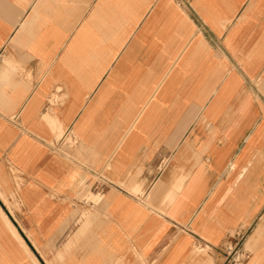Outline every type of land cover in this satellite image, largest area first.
Instances as JSON below:
<instances>
[{
    "label": "crops",
    "instance_id": "1",
    "mask_svg": "<svg viewBox=\"0 0 264 264\" xmlns=\"http://www.w3.org/2000/svg\"><path fill=\"white\" fill-rule=\"evenodd\" d=\"M239 252L264 264V0H0V264Z\"/></svg>",
    "mask_w": 264,
    "mask_h": 264
},
{
    "label": "built area",
    "instance_id": "2",
    "mask_svg": "<svg viewBox=\"0 0 264 264\" xmlns=\"http://www.w3.org/2000/svg\"><path fill=\"white\" fill-rule=\"evenodd\" d=\"M247 257V254L239 252L235 253L234 257L232 260L229 262V264H241Z\"/></svg>",
    "mask_w": 264,
    "mask_h": 264
},
{
    "label": "rangeland",
    "instance_id": "3",
    "mask_svg": "<svg viewBox=\"0 0 264 264\" xmlns=\"http://www.w3.org/2000/svg\"><path fill=\"white\" fill-rule=\"evenodd\" d=\"M67 142L70 143V139L69 138H67ZM14 175H15V173H14ZM96 199H98V198H95V200ZM235 248H236V245L235 246H234V244L233 245H231V244L229 245V251H231L232 249H235ZM229 251L227 249V252L226 253H228ZM225 256H224L223 260L226 261V264H229L228 257H225Z\"/></svg>",
    "mask_w": 264,
    "mask_h": 264
}]
</instances>
